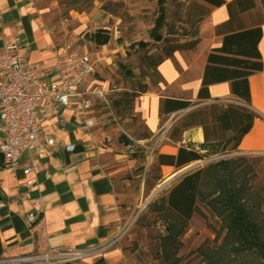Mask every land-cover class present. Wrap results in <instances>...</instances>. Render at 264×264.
Instances as JSON below:
<instances>
[{
  "label": "crops",
  "instance_id": "0c3cea01",
  "mask_svg": "<svg viewBox=\"0 0 264 264\" xmlns=\"http://www.w3.org/2000/svg\"><path fill=\"white\" fill-rule=\"evenodd\" d=\"M58 4L59 0H0V48L17 36L20 54L47 66L65 55L84 54L77 46L86 32L56 20ZM101 30L108 35L105 43L94 40L96 31L90 34L100 47L90 54L103 60L97 73L125 45L118 44L122 32L117 24ZM96 83L103 88L112 85L96 74L85 86ZM113 85L116 95L122 87ZM136 92L133 110L147 135L127 129L130 119H122L116 111L111 118L98 99L92 98L91 109L84 113L73 98L68 106H58L41 119L42 133L52 136L55 145L34 158L35 169L28 176L22 170L26 157L16 167L0 160V264H54L42 255L59 247L82 255L57 264H123V247L113 246L112 235L131 223L130 210L138 198L154 191V180H144L154 167L151 89ZM86 117L96 124L86 127ZM69 143L75 144L72 152L65 150ZM27 177L32 184H26ZM32 211L36 218L29 222Z\"/></svg>",
  "mask_w": 264,
  "mask_h": 264
},
{
  "label": "built area",
  "instance_id": "2783aa9c",
  "mask_svg": "<svg viewBox=\"0 0 264 264\" xmlns=\"http://www.w3.org/2000/svg\"><path fill=\"white\" fill-rule=\"evenodd\" d=\"M19 47L20 39L15 36L0 48V160L16 167L19 160L26 157L28 163L22 170L28 176L35 169L34 158L49 153L55 145L52 136L42 133L41 119L58 106H68L73 98L84 113L91 109L92 98H95L114 116L113 92L117 87L109 84L103 88L97 83L91 87L85 86L95 79L97 67L103 61L100 56L69 54L59 58L54 65L47 66L40 61L25 59ZM49 76L55 79L50 80ZM95 124L92 118L84 119V125L88 128ZM74 149L73 143L65 146L68 152ZM134 149V146L130 147L131 152ZM32 182L31 178H26V184ZM38 204L34 202L35 206ZM35 218L34 211L28 213L29 222ZM130 225L119 226L111 240L124 235ZM81 255L80 252H69L59 247L49 249L42 257L47 262L57 264Z\"/></svg>",
  "mask_w": 264,
  "mask_h": 264
},
{
  "label": "rangeland",
  "instance_id": "374dc122",
  "mask_svg": "<svg viewBox=\"0 0 264 264\" xmlns=\"http://www.w3.org/2000/svg\"><path fill=\"white\" fill-rule=\"evenodd\" d=\"M57 10L56 20L61 19L65 25L81 26L83 32H86L81 40L82 44L77 46L78 53L98 51L100 47L91 40L90 34L101 30V27H113L117 24L122 32L118 44H125L123 51L112 54L108 62L99 66L97 73V76L108 78L112 84L122 87L114 95L117 100L125 92L151 89V82H148L150 59L147 58L150 56L148 0H59ZM142 41L146 42L145 46L138 45ZM136 95L130 103H124L120 107L113 104V113L116 111L118 116L122 115V119H130L126 127L131 132L147 135L139 115L133 110ZM105 111L108 112V109ZM110 117L114 118L111 114ZM144 180H154V167L148 170ZM151 194L152 192H148L138 198L130 210L129 230L113 241V246L123 247V264H157L155 195L146 202ZM142 203L145 204L141 207Z\"/></svg>",
  "mask_w": 264,
  "mask_h": 264
},
{
  "label": "trees",
  "instance_id": "16d2710c",
  "mask_svg": "<svg viewBox=\"0 0 264 264\" xmlns=\"http://www.w3.org/2000/svg\"><path fill=\"white\" fill-rule=\"evenodd\" d=\"M93 37H94V40L97 42V43H105L107 42L108 40V35H106L103 30H97L94 34H93ZM146 42H139L138 45H141V46H145ZM147 58L150 59V56H147ZM147 89H143V90H139V89H136V90H133L134 92H125L123 94V96L118 99V100H115L114 101V104L118 107L122 106L124 103H130L134 97V95L137 94L136 91H140V92H144L146 91ZM0 251H1V244H0Z\"/></svg>",
  "mask_w": 264,
  "mask_h": 264
},
{
  "label": "bare ground",
  "instance_id": "6f19581e",
  "mask_svg": "<svg viewBox=\"0 0 264 264\" xmlns=\"http://www.w3.org/2000/svg\"><path fill=\"white\" fill-rule=\"evenodd\" d=\"M153 196H154V191H153L152 194L149 196V198L146 200V202L149 201ZM144 204H145V203H142V204H141V207L144 206Z\"/></svg>",
  "mask_w": 264,
  "mask_h": 264
}]
</instances>
